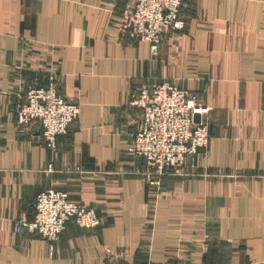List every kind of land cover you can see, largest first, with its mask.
Masks as SVG:
<instances>
[{"label":"crops","instance_id":"obj_1","mask_svg":"<svg viewBox=\"0 0 264 264\" xmlns=\"http://www.w3.org/2000/svg\"><path fill=\"white\" fill-rule=\"evenodd\" d=\"M134 2L0 0V264H264V0H186L157 57L119 31ZM51 77L82 110L57 152L16 119ZM164 83L198 96L211 139L199 175L155 185L129 152L142 116L130 102ZM50 188L103 225L69 223L56 243L16 233Z\"/></svg>","mask_w":264,"mask_h":264},{"label":"built area","instance_id":"obj_2","mask_svg":"<svg viewBox=\"0 0 264 264\" xmlns=\"http://www.w3.org/2000/svg\"><path fill=\"white\" fill-rule=\"evenodd\" d=\"M185 1L135 0L122 10L119 31L126 39L148 42L152 56L157 57L165 35L184 27L181 12ZM130 104L139 108L142 116L129 152L144 158V175L150 183L160 185L163 177L172 174L196 176L199 169H205L202 156L211 139L205 118L208 109L194 92L169 83L153 84L134 92ZM81 111V105L62 95L58 81L51 77L48 84L29 88L16 119L19 129L38 124L42 144L57 152L58 139L69 134ZM196 113L202 116L199 123L194 119ZM68 172L89 173L83 165ZM69 223L95 229L102 224V218L68 192L50 188L38 194L33 219L23 215L15 221V232L28 229L56 243Z\"/></svg>","mask_w":264,"mask_h":264},{"label":"water","instance_id":"obj_3","mask_svg":"<svg viewBox=\"0 0 264 264\" xmlns=\"http://www.w3.org/2000/svg\"><path fill=\"white\" fill-rule=\"evenodd\" d=\"M201 114L200 113H196L195 116H194V119H195V122L196 123H199L201 121Z\"/></svg>","mask_w":264,"mask_h":264},{"label":"rangeland","instance_id":"obj_4","mask_svg":"<svg viewBox=\"0 0 264 264\" xmlns=\"http://www.w3.org/2000/svg\"><path fill=\"white\" fill-rule=\"evenodd\" d=\"M58 140H59V139H58ZM72 199H74V198H72ZM74 200H76V199H74ZM77 201H80V200H77ZM80 202H81V201H80ZM88 208H89V207H88ZM94 209H95V208H94ZM95 210H96V209H95ZM96 211H97V210H96ZM97 213H98V212H97ZM98 215H99V214H98ZM99 216H100V215H99ZM100 217H101V216H100ZM101 218H102V217H101ZM74 224H75V223H74ZM101 225H103V219H102V224H101ZM101 225H100V226H101ZM100 226H99V227H100ZM97 228H98V227H97Z\"/></svg>","mask_w":264,"mask_h":264}]
</instances>
